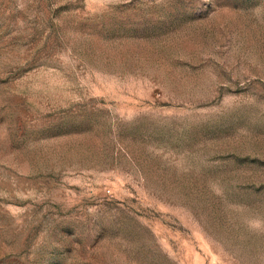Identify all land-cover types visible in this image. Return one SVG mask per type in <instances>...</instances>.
Returning <instances> with one entry per match:
<instances>
[{"label": "rangeland", "instance_id": "obj_1", "mask_svg": "<svg viewBox=\"0 0 264 264\" xmlns=\"http://www.w3.org/2000/svg\"><path fill=\"white\" fill-rule=\"evenodd\" d=\"M0 264H264V0H0Z\"/></svg>", "mask_w": 264, "mask_h": 264}]
</instances>
